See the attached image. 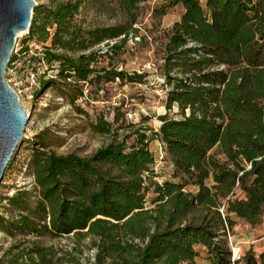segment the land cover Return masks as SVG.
<instances>
[{
  "label": "trees",
  "instance_id": "16d2710c",
  "mask_svg": "<svg viewBox=\"0 0 264 264\" xmlns=\"http://www.w3.org/2000/svg\"><path fill=\"white\" fill-rule=\"evenodd\" d=\"M48 1L35 7L22 50L41 44L34 62L56 73L39 78L41 89L76 106L107 84L145 83L147 73L113 60L151 41L136 26L149 0ZM89 5L117 22L85 26L79 16ZM177 6L183 13L163 32L159 69L166 109L177 107L178 118L166 113L154 130L99 116L90 128L111 141L90 156L59 154L49 130L37 134L27 162L33 189L18 188L0 212V231L15 239L0 264H58L65 256L40 239L71 234L92 238L99 264H197L201 250L203 264H264V251L235 259L227 238L232 216L255 227L264 214V0H165L153 14ZM130 36L140 41L130 46ZM104 43L109 49L97 50ZM154 140L170 179L158 180Z\"/></svg>",
  "mask_w": 264,
  "mask_h": 264
},
{
  "label": "rangeland",
  "instance_id": "374dc122",
  "mask_svg": "<svg viewBox=\"0 0 264 264\" xmlns=\"http://www.w3.org/2000/svg\"><path fill=\"white\" fill-rule=\"evenodd\" d=\"M165 0H149L142 4L141 14L137 21L142 35L151 37V41L143 42L134 50L115 57L113 62L119 70L129 73H147L143 84L115 83L107 84L105 90L98 95L80 98L73 106L69 99L53 88L41 89L39 78L55 77V72L48 70L45 64L37 65L34 62L37 53L42 51V45L36 41L27 44L29 51L22 53L23 40L28 36V31L22 33L17 40L14 55L18 57L9 63L6 79L18 92L22 105L30 115L25 131L24 140L20 143L18 151L7 168L5 179L0 187V212L5 213L7 198L12 196L18 188L33 189V176L27 168V162L31 155L33 139L44 130L53 134V150L59 154L75 152L81 156H90L98 149L111 141L110 136H104L93 132L91 122H96L99 116H105L109 121L114 114L125 119L130 124H142L143 126L158 130L162 124L161 117L166 113L170 117L178 118V108L172 111L166 109L165 79L159 66L162 57L163 32L170 29L177 22L183 9L181 6L173 7L162 17H155L153 10L160 7ZM36 7L49 5L48 0H35ZM205 4L206 0H201ZM35 9V8H34ZM79 20L85 26H108L117 22L114 15L105 8H95L92 5L85 7L79 16ZM112 42L110 43V45ZM130 46L131 43L129 42ZM109 46L104 43L97 50L106 52ZM21 52V53H20ZM108 61H104L106 65ZM37 71V85H31L30 74ZM117 108H120L117 111ZM84 110L86 115L81 113ZM129 115H132L130 117ZM150 148L156 157L155 170L158 180L170 179L173 168L169 161H164V148L160 141L154 140ZM189 191L196 188L189 186ZM153 194H149L148 207L151 208ZM236 198L242 199L240 190L236 191ZM8 216V214H7ZM234 226L227 230V238L233 257L238 259L248 251L256 255L264 251V214L259 225L252 227L246 221L232 216ZM15 239L8 237L0 231V259L3 253L10 247ZM40 242L53 248L57 257L65 256L58 264H99L98 250L94 247L91 237L78 238L74 235L50 238H41ZM235 249L237 253L235 254ZM197 259V264H203L202 258ZM105 264H113L108 260Z\"/></svg>",
  "mask_w": 264,
  "mask_h": 264
},
{
  "label": "water",
  "instance_id": "95a60500",
  "mask_svg": "<svg viewBox=\"0 0 264 264\" xmlns=\"http://www.w3.org/2000/svg\"><path fill=\"white\" fill-rule=\"evenodd\" d=\"M35 7V0H0V187L30 117L6 74L18 37L31 27Z\"/></svg>",
  "mask_w": 264,
  "mask_h": 264
},
{
  "label": "built area",
  "instance_id": "2783aa9c",
  "mask_svg": "<svg viewBox=\"0 0 264 264\" xmlns=\"http://www.w3.org/2000/svg\"><path fill=\"white\" fill-rule=\"evenodd\" d=\"M139 41H140V38L139 37L130 36V43H131V45H135ZM37 82H38L37 75H36V73L32 72L30 74V83H31L32 86L33 85L36 86L37 85ZM129 116L132 117V115H129ZM161 158H163V155L161 156Z\"/></svg>",
  "mask_w": 264,
  "mask_h": 264
},
{
  "label": "bare ground",
  "instance_id": "6f19581e",
  "mask_svg": "<svg viewBox=\"0 0 264 264\" xmlns=\"http://www.w3.org/2000/svg\"><path fill=\"white\" fill-rule=\"evenodd\" d=\"M237 253V249H235V254Z\"/></svg>",
  "mask_w": 264,
  "mask_h": 264
}]
</instances>
